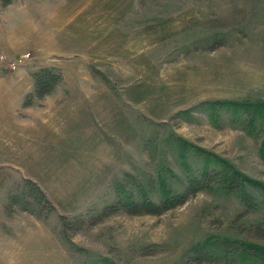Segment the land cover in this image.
I'll list each match as a JSON object with an SVG mask.
<instances>
[{"label":"rangeland","instance_id":"obj_1","mask_svg":"<svg viewBox=\"0 0 264 264\" xmlns=\"http://www.w3.org/2000/svg\"><path fill=\"white\" fill-rule=\"evenodd\" d=\"M17 1H43L49 21L34 31L32 49L19 51L26 33L18 44L0 42V99H23L9 113L42 124L17 138L0 119V264H189L204 243L264 247L255 234L264 227L261 186L248 190L258 204L250 210L217 186L159 216H102L122 185L183 191L200 152L264 185V122L247 128L241 118L242 105L264 106V0ZM10 5L0 0L4 36L25 27V8L5 13ZM24 53L31 58L12 70L8 62ZM44 68L64 81L25 107ZM45 130L72 133L70 150L35 147ZM26 179L53 212L28 195ZM11 195L21 204L8 214Z\"/></svg>","mask_w":264,"mask_h":264},{"label":"trees","instance_id":"obj_2","mask_svg":"<svg viewBox=\"0 0 264 264\" xmlns=\"http://www.w3.org/2000/svg\"><path fill=\"white\" fill-rule=\"evenodd\" d=\"M14 1L1 0V7H6ZM33 78L35 88L33 92L27 95L24 102L25 107H30L35 101L43 100L50 96L64 81L61 72L49 68L37 71L33 75ZM218 103L222 102H216L214 108L219 105ZM262 106L252 104L241 106V118L245 127L256 128L259 123L264 122V106ZM210 107L213 108V106ZM199 155L203 156L200 169L195 172H189L186 175V185L183 191H176L170 186L166 187L162 182H159L157 185L153 184L149 193L141 184L137 185L136 190L134 187L130 190L128 189V187H131V184L127 186L122 185L118 189L117 202L104 209L102 213V216H104L103 219L115 215L119 211H125L134 216H159L184 204L198 193L210 191L217 186L226 187L227 190L236 194L249 210L255 209L258 206L255 199L248 194V190L254 187L259 189L260 186L264 188V185L246 177L242 173L236 172L223 159H217L208 153L200 152ZM24 188L29 189L28 195L34 198L39 206L44 204L42 206L43 210L47 209L49 213L55 210L46 193L34 181L26 179ZM261 192L264 194L263 191ZM153 195H156L157 199H154ZM20 204L21 199L18 196L16 197V195H11L6 212L12 214L9 210H13L15 206ZM31 212L34 213V211ZM69 222L71 221H68L67 217H62L63 226L68 225ZM255 234L263 237L264 227H256ZM191 258L193 260H188L189 264H264V247H259L252 243L246 244L232 239H223L214 243H204L195 246L191 252Z\"/></svg>","mask_w":264,"mask_h":264},{"label":"crops","instance_id":"obj_3","mask_svg":"<svg viewBox=\"0 0 264 264\" xmlns=\"http://www.w3.org/2000/svg\"><path fill=\"white\" fill-rule=\"evenodd\" d=\"M19 7L18 9H16ZM25 8L24 14H25V27L22 25L17 28L14 31V34L17 36H10V35H2L0 34V42L1 45L4 43L6 44H11L15 45L18 41V37L27 34L26 39H23L19 41V44H21V47L19 49L20 53L22 51H26L27 49H32L34 48L33 46V40H34V31L38 30L39 32H42L45 27L48 26V21L49 19L47 18L46 14L48 11L47 8L45 7L44 2H37V3H31V4H20L19 1L15 2V4L10 5L5 9V13H12L13 10L16 9V12H20ZM51 9V8H50ZM54 16L57 15L56 7L54 11ZM10 16V14H9ZM41 18H38L40 17ZM17 38V39H16ZM18 44V43H17ZM23 99H0V106L2 105V111H0V119L5 120L6 122L2 125L3 127V133L8 134V132H14L16 137L19 138L21 134L24 132V128H27V130L33 132L36 131L37 129H40L42 127L41 123L37 124H30V123H21L22 119L16 116L15 112L14 113H9V104L11 105L12 103H18V105L21 104ZM66 107V106H65ZM64 109V113H60L62 121H66V125H68L69 120H71L70 115L68 114V111ZM58 115H56L57 117ZM18 121V122H17ZM71 129V128H70ZM67 131V128L65 129ZM21 133V134H20ZM73 143V135L72 133L65 132L60 135H56L54 138H52V135L48 131H44L43 135L41 137L40 133V138H38L37 143H35L36 146L44 147L46 150L50 151H57L60 152L62 151L63 147L65 146L67 151L70 150L71 145ZM72 151V150H71Z\"/></svg>","mask_w":264,"mask_h":264},{"label":"built area","instance_id":"obj_4","mask_svg":"<svg viewBox=\"0 0 264 264\" xmlns=\"http://www.w3.org/2000/svg\"><path fill=\"white\" fill-rule=\"evenodd\" d=\"M31 58V53H24L21 54L20 56L16 57L14 60L8 62V66L12 70H18L20 69L23 65L26 64V62ZM1 60L5 61V58L2 56Z\"/></svg>","mask_w":264,"mask_h":264}]
</instances>
